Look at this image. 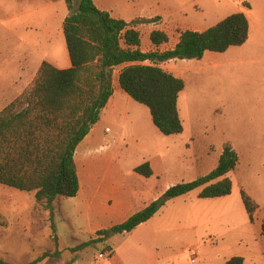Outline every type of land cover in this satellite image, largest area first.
Masks as SVG:
<instances>
[{"label": "crops", "instance_id": "obj_1", "mask_svg": "<svg viewBox=\"0 0 264 264\" xmlns=\"http://www.w3.org/2000/svg\"><path fill=\"white\" fill-rule=\"evenodd\" d=\"M250 2L244 0V9L238 7L234 12V14H245L249 20V39L243 46L231 47L224 53L207 52L202 60H171L161 65L166 72L185 82V89L181 92L178 101L179 114L184 126L182 134L163 135L155 126L149 108L144 105L148 109L145 110L139 106L140 103L135 104L138 102L122 89L119 82L120 73L124 67L132 64L115 68L114 94L102 110L99 122L93 126L75 154L81 185L76 212L80 210L82 202L87 201L92 204L95 211V223L91 224L90 229L92 233L126 222L161 198L175 185L192 182L208 175L218 166L227 145L237 153L239 151L238 155L241 152L240 148H264V42L260 43V39L264 40V0H250ZM94 3L101 11L108 12L113 18L122 19L129 24L134 21L143 22L161 18L162 25L154 22L151 24L153 28L147 30L149 39L146 41L149 51L144 49L146 43L142 32L144 25L140 22L135 26L142 37L140 49L145 53L173 50L183 32H204L211 28V26L185 25L181 18L185 12L184 7L174 8L161 0H94ZM245 3L250 7L245 6ZM260 12L262 16L258 15ZM68 15L69 11L64 0H0V35L4 33L9 35L11 41L8 44L10 49L7 50L10 53L3 54L0 40V113L28 89L44 62L61 70L71 67L63 27ZM174 29H180V32L172 35L170 31ZM155 30L165 32L170 38L169 43L155 46L151 42V34ZM166 66L169 68L166 69ZM224 67H228L233 73L229 78L233 83L230 91L221 95L218 108L214 106L213 101L204 102L207 105L204 104L205 112L209 114L213 111L219 112L224 121L220 130L225 134L226 143L220 153L214 156L211 154L213 147L205 139L207 128L198 125L199 128L202 127V132H198L199 128H195L192 136L185 138L184 120L188 119L189 114L192 116L202 113L199 97L201 91H205L206 83L210 78L207 72L212 69L219 70L220 73L213 75L223 79L221 72ZM184 97L188 100L187 110L181 106ZM108 123L118 125L122 129V136L130 131V136L134 139L133 147L137 148V151L135 154L132 151L133 153L129 155L130 152L127 150L123 163L116 164V156L111 153V145H105L102 139L107 135L106 133L112 132L109 127H104ZM253 153L252 155H256V152ZM127 159H131L133 163L127 164ZM147 162L153 170L150 178L136 172V168ZM83 163L87 165L88 172H85L82 178L79 169ZM90 169L91 173H89ZM201 190H196L198 195ZM232 197H234V189L230 196L223 198L198 197L196 205L198 209L214 208L215 212L210 214L209 219L225 222L224 220H233L236 212L241 210L238 198ZM159 213L127 234L137 238L136 244L132 246L134 248L131 249L134 250V254H117L114 248L113 258L118 260L116 264H162V261L176 264L175 255H168L166 259H162L159 253L156 231V219ZM195 218L201 219L198 216ZM102 221L107 222L106 226L101 223ZM263 224L264 220L258 235L261 249L259 255L264 262ZM197 230L198 227H195V231ZM232 257L235 256H217L211 263L202 264H226ZM195 264L198 262L196 261ZM245 264H247L246 260Z\"/></svg>", "mask_w": 264, "mask_h": 264}, {"label": "trees", "instance_id": "obj_2", "mask_svg": "<svg viewBox=\"0 0 264 264\" xmlns=\"http://www.w3.org/2000/svg\"><path fill=\"white\" fill-rule=\"evenodd\" d=\"M69 15L64 33L71 60L69 69H57L44 62L34 81L0 113V184L22 192H35L37 204L49 211L54 225L55 206L59 197L75 198L81 185L75 163L79 145L100 120L102 110L114 94L113 73L125 64L119 76L122 89L136 102L149 108L153 122L165 136L184 131L178 108L183 79L166 72L161 65L171 60H202L207 52L224 53L243 46L249 39L250 24L243 13H235L204 32L185 31L173 50L142 52V37L135 26L101 11L94 0H64ZM250 7L248 3L244 4ZM169 36L155 30V46L169 43ZM150 64H144V63ZM239 164L238 153L224 148L218 166L195 181L168 189L158 200L136 213L126 222L97 232L98 239L80 245L83 250L111 237L130 234L155 217L167 203L202 189L200 199L230 196L233 182L229 174ZM150 178V163L136 168ZM241 198L249 220L255 223L259 205L245 191ZM264 233V224L262 226ZM56 247L59 246L55 236ZM61 252L45 253L31 264L48 258H60ZM0 264H11L0 259ZM226 264H245L241 256Z\"/></svg>", "mask_w": 264, "mask_h": 264}, {"label": "rangeland", "instance_id": "obj_3", "mask_svg": "<svg viewBox=\"0 0 264 264\" xmlns=\"http://www.w3.org/2000/svg\"><path fill=\"white\" fill-rule=\"evenodd\" d=\"M80 0H74L77 7ZM244 0H161L174 8L184 7L181 18L185 25H197L200 27H213L228 16L234 14L238 7L243 6ZM250 2V0H245ZM251 3V2H250ZM244 9V8H243ZM262 16V12L258 13ZM163 24L161 18L151 21H143L142 32L145 40L144 49L149 51L147 45L148 29L153 28L152 23ZM172 35L180 32V29L170 31ZM3 54L10 53L8 44L10 36L0 35ZM264 40L260 39V43ZM1 59V55H0ZM166 69L167 66L165 67ZM209 80L205 91H201L199 103L201 114L187 115L184 120L186 126L185 138L192 136L198 125L207 128L205 139L213 147L212 155L216 156L224 148L226 143L225 134L221 132L222 119L220 113L209 114L205 112V103L213 101L217 108L220 106V98L223 93L230 91L233 83L229 80L232 72L228 67L222 69L223 79L214 76L219 70H209ZM30 87V86H29ZM28 87V88H29ZM205 102V103H204ZM139 104V103H135ZM141 108L144 105L139 104ZM182 108L187 110L188 100L184 97L181 101ZM205 106H207L205 104ZM212 109V108H211ZM216 111V110H215ZM205 112V113H204ZM201 123V124H200ZM112 132L103 136L105 145H111V153L116 156V164L123 163L128 150L134 154L137 148L133 146V138L130 131L122 136V129L112 123L105 124ZM123 128V126H121ZM105 129V128H104ZM202 127L198 132H202ZM197 131V130H196ZM163 137V136H162ZM164 138V137H163ZM137 138H135L136 140ZM239 164L236 170L231 172L234 197L241 203V210L236 212L233 220L225 222L211 221L209 217L214 208H197L198 191L186 197L172 199L161 209L156 219L157 243L162 259L168 255H175L176 264H192L193 258L189 249L198 252L196 261L198 264L211 263L217 256H241L247 264H264L259 246L260 225L264 220V148L244 147L240 148ZM133 151V152H132ZM253 152H256V155ZM239 153V151H238ZM126 162V161H125ZM127 159V164H132ZM87 165L83 163L79 169L80 175L84 176ZM91 173V169L89 171ZM241 189H244L260 206L255 224L251 223L249 216L242 203ZM86 191V190H84ZM87 195V192H86ZM91 198V196L89 197ZM195 202V203H194ZM77 197H59L55 206L54 225L56 234L53 233V222L49 211L42 205L37 204L35 192H22L0 184V259L11 264H31L45 253L61 252L60 258L52 257L38 264H116L118 260L113 258L114 248L117 254H134L131 249L136 244L137 238L131 235H119L83 250L77 248L85 242L98 239L97 232H91V224L95 223V211L90 202H82L80 210L76 212ZM201 217L196 219L195 217ZM196 220L197 222H195ZM101 223L106 226L107 222ZM195 227L198 230L195 231ZM106 228V227H104ZM55 236L59 246L56 247ZM103 255L104 257H101ZM162 264H167L162 261Z\"/></svg>", "mask_w": 264, "mask_h": 264}, {"label": "built area", "instance_id": "obj_4", "mask_svg": "<svg viewBox=\"0 0 264 264\" xmlns=\"http://www.w3.org/2000/svg\"><path fill=\"white\" fill-rule=\"evenodd\" d=\"M189 252L191 253L193 259H192V262L193 264L196 263V258L198 256V252L195 250V249H189ZM101 257H104L103 255H101Z\"/></svg>", "mask_w": 264, "mask_h": 264}]
</instances>
